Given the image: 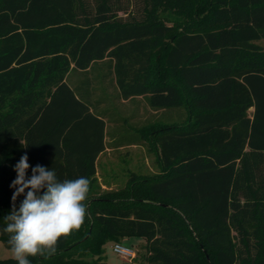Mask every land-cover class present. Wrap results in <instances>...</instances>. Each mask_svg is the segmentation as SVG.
<instances>
[{
    "label": "trees",
    "instance_id": "1",
    "mask_svg": "<svg viewBox=\"0 0 264 264\" xmlns=\"http://www.w3.org/2000/svg\"><path fill=\"white\" fill-rule=\"evenodd\" d=\"M261 41L264 0H0V240L9 248L3 219L26 154L28 178L41 165L91 181L81 229L31 264H107L105 246L130 238L146 241V264H264ZM102 62L120 100L188 112L127 143L156 150L162 174L132 173L116 191L96 185L102 102L89 81L67 82Z\"/></svg>",
    "mask_w": 264,
    "mask_h": 264
},
{
    "label": "rangeland",
    "instance_id": "2",
    "mask_svg": "<svg viewBox=\"0 0 264 264\" xmlns=\"http://www.w3.org/2000/svg\"><path fill=\"white\" fill-rule=\"evenodd\" d=\"M140 4H134L129 10L137 12ZM120 16H125L119 12ZM164 19L167 23L181 29L187 24L184 16L172 13L166 14ZM259 44H264L263 41ZM106 63L94 64L88 71H71L67 78L72 88H77L82 82L89 81V90L92 93L93 101H101L96 105L95 112L107 118V150L100 155L97 161V184L109 188V191L122 189L129 180L130 174L135 173L140 177H154L162 174L159 154L151 150L147 144L127 145L130 140L139 142L140 130L144 126L148 128L147 135L157 130L160 126L181 125L188 119V112L185 108L175 110H148V101L133 100L123 103L119 98V92L111 79H105L107 73ZM253 109L250 110V114ZM153 125V126H152ZM121 145V146H120ZM131 242H121L124 246L136 251V258L131 262L121 260L116 255L109 256L114 243L105 246L104 260L107 264H146L145 244H137V238L128 239ZM14 260L9 248L0 240V261Z\"/></svg>",
    "mask_w": 264,
    "mask_h": 264
},
{
    "label": "clouds",
    "instance_id": "3",
    "mask_svg": "<svg viewBox=\"0 0 264 264\" xmlns=\"http://www.w3.org/2000/svg\"><path fill=\"white\" fill-rule=\"evenodd\" d=\"M31 165L23 155L15 166L17 178L11 187L12 209L4 217L7 244L16 264H31L30 257L50 258L57 252L61 238L80 230L87 218V200L91 181L86 177L60 181L53 168L37 165L27 177ZM25 198L17 210L16 201ZM121 246L111 249V257Z\"/></svg>",
    "mask_w": 264,
    "mask_h": 264
},
{
    "label": "built area",
    "instance_id": "4",
    "mask_svg": "<svg viewBox=\"0 0 264 264\" xmlns=\"http://www.w3.org/2000/svg\"><path fill=\"white\" fill-rule=\"evenodd\" d=\"M118 245L121 246L120 252L115 255L121 260L126 262H132L136 258V251L130 247L124 246L122 243H115L113 245V249H115Z\"/></svg>",
    "mask_w": 264,
    "mask_h": 264
},
{
    "label": "crops",
    "instance_id": "5",
    "mask_svg": "<svg viewBox=\"0 0 264 264\" xmlns=\"http://www.w3.org/2000/svg\"><path fill=\"white\" fill-rule=\"evenodd\" d=\"M133 100H146V97H137V98H133V99H131V100H128V101H124V100H121L123 103H128V102H131V101H133ZM151 109V107H150V105H149V103H148V110H150ZM106 143H107V139H106ZM107 150V149H106ZM104 153V152H103ZM102 153V154H103ZM101 154V155H102ZM100 157V156H99ZM99 159V158H98ZM98 161V160H97ZM96 167H97V162H96ZM97 176V175H96ZM102 187H103V190H107V191H109L110 189L109 188H107L106 186H104V185H102ZM131 242L130 240H128V239H126V240H124L123 242ZM127 242V243H128ZM136 242H137V244H145L146 245V241L144 240V239H141V238H137V240H136ZM110 244V243H109ZM129 263H131V262H129Z\"/></svg>",
    "mask_w": 264,
    "mask_h": 264
}]
</instances>
